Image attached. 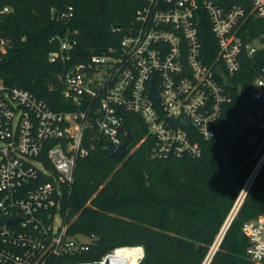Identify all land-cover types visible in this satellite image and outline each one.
<instances>
[{
  "label": "built area",
  "instance_id": "1",
  "mask_svg": "<svg viewBox=\"0 0 264 264\" xmlns=\"http://www.w3.org/2000/svg\"><path fill=\"white\" fill-rule=\"evenodd\" d=\"M248 2L244 11L217 0H143L125 29L112 28L120 34L115 46L76 64L71 62L78 32L54 35L50 43L56 49L47 60L64 67L57 76L64 110H53L28 90L0 80V264H81L67 260L88 251L89 241L69 235L64 223L75 163L87 154L84 142L94 136L113 148L126 142L127 150V116L139 118L151 158L200 156V141L214 136L221 108L230 102L228 80L239 72L243 57L252 58L264 47V34L241 38L249 17L264 21V0ZM7 12L4 8L0 15ZM54 17L70 19L73 10L69 7ZM200 23L208 25L213 39L211 60L202 52ZM6 49L0 40V60ZM250 88L249 101L256 105L262 129L264 68L256 72ZM178 118L189 127L165 123ZM245 119L256 124L250 115ZM263 163L264 150L253 172ZM246 188L226 222L238 210ZM224 224L201 264H209L229 222ZM240 231L246 239V259L264 264V214L244 221ZM115 252L97 264H118ZM141 258L142 250L136 264Z\"/></svg>",
  "mask_w": 264,
  "mask_h": 264
},
{
  "label": "trees",
  "instance_id": "2",
  "mask_svg": "<svg viewBox=\"0 0 264 264\" xmlns=\"http://www.w3.org/2000/svg\"><path fill=\"white\" fill-rule=\"evenodd\" d=\"M217 1L249 9L248 0ZM142 4L143 0H0V10L8 8L0 15V40L7 43L0 80L28 90L53 110H64L57 79L64 67L48 62L47 54L56 49L50 39L77 31L71 64L83 62L115 46L120 34L112 28L125 29ZM69 7L72 18L59 21L53 16ZM199 26L202 52L211 60L213 39L206 23ZM261 34L264 21L249 17L241 38L252 40ZM262 68L264 47L252 58H242L239 72L227 83L230 102L221 108L214 136L200 141L197 158H151L150 142L137 116L124 121L128 146L119 161L110 158L104 139L94 136L84 142L87 154L76 160L64 223L69 235L89 239V249L67 261L97 264L113 250L140 247L138 264H201L264 150L259 147L264 128H258L256 105L249 101L251 80ZM248 115L255 125L246 122ZM260 214H264V163L209 264H251L240 227Z\"/></svg>",
  "mask_w": 264,
  "mask_h": 264
},
{
  "label": "water",
  "instance_id": "3",
  "mask_svg": "<svg viewBox=\"0 0 264 264\" xmlns=\"http://www.w3.org/2000/svg\"><path fill=\"white\" fill-rule=\"evenodd\" d=\"M53 16H55V13H53ZM113 28H115V27H113ZM253 45H254V47H255L256 49H260V44H259L257 41H255V42L253 43ZM237 94L239 95V90H238V93H237ZM149 99H150L151 101L156 100V94H155V91H154V86H153V84L151 85V90H150V93H149ZM165 123H166L167 125L171 126V127H175V126L184 127V128L189 127V125H188L187 123L183 122V121H182L181 119H179V118L176 119V120H165ZM105 147H106V149H107V150L109 151V153H110V154H109L110 158L113 159V160H117V161H119V160L122 159V158L125 156V154H126V142L122 143V144H121L119 147H117V148H113L112 145L109 144V143H107ZM261 166H262V165H260V166H259V167H258L253 173H252V175L249 177V178H250V181H249V183H248V185H247V188H246V190H245V192H244V195H243L242 199L245 197L246 193L248 192V190H249V188H250L252 182L254 181V179H255V177H256L258 171L260 170ZM229 222H230V221H229ZM227 228H228V226H227Z\"/></svg>",
  "mask_w": 264,
  "mask_h": 264
},
{
  "label": "bare ground",
  "instance_id": "4",
  "mask_svg": "<svg viewBox=\"0 0 264 264\" xmlns=\"http://www.w3.org/2000/svg\"><path fill=\"white\" fill-rule=\"evenodd\" d=\"M117 261H119L118 264H136L137 259L141 255V248L140 247H134V248H124V249H118L116 250ZM130 256L128 259H124L126 257Z\"/></svg>",
  "mask_w": 264,
  "mask_h": 264
},
{
  "label": "rangeland",
  "instance_id": "5",
  "mask_svg": "<svg viewBox=\"0 0 264 264\" xmlns=\"http://www.w3.org/2000/svg\"><path fill=\"white\" fill-rule=\"evenodd\" d=\"M254 140H255V137H254V136H252V137L249 138V142H251V143H253ZM263 146H264V141L261 142V144H260L259 147H263ZM254 155H256V153H255ZM258 158H259V157L256 158V162H255V165H254L253 168H255V166H256V164H257V161H258ZM252 173H253V169H252L251 173L249 174L247 180L245 181L244 185L242 186V188H241L239 194H242V193H243V191H244V187L247 186V185H246V184H247L246 182L249 181V177L251 176ZM235 204H236V202L233 203L232 208L230 209L228 215H229V214H231V215L233 214V212H234L233 209H234ZM228 215H227V216H228ZM234 215H235V214H234ZM234 215H233V217H234ZM230 217H231V216H230ZM233 217L231 218V220L233 219ZM226 220H227V219H225V221H224L225 224H224L223 228H225L226 224H228V222H229V220H228V222H226ZM231 220H230V222H231ZM230 222H229V224H230ZM229 224H228V226H229ZM80 239L83 240V241H85V242H88V241H89V239H87V238H85V237H81ZM129 257H130V256H128V257H126V258H124V259H128Z\"/></svg>",
  "mask_w": 264,
  "mask_h": 264
}]
</instances>
